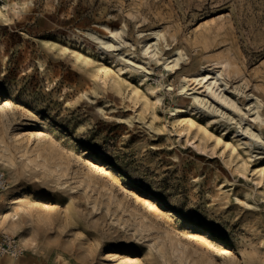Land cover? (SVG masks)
Segmentation results:
<instances>
[{
    "label": "rangeland",
    "instance_id": "374dc122",
    "mask_svg": "<svg viewBox=\"0 0 264 264\" xmlns=\"http://www.w3.org/2000/svg\"><path fill=\"white\" fill-rule=\"evenodd\" d=\"M0 166V264H264V0H0Z\"/></svg>",
    "mask_w": 264,
    "mask_h": 264
},
{
    "label": "bare ground",
    "instance_id": "6f19581e",
    "mask_svg": "<svg viewBox=\"0 0 264 264\" xmlns=\"http://www.w3.org/2000/svg\"><path fill=\"white\" fill-rule=\"evenodd\" d=\"M112 36L117 37L118 33L112 31ZM153 37L155 38V40H147L145 43V53L149 55V58L151 59V61L153 59L160 61L162 59V55L163 53V47L161 46V40H164L166 42L165 45H171V43L168 41L165 32H163L162 29H157V30H153L152 34ZM106 47H118L119 45H121L120 41L112 40L108 41V42H104ZM172 49L175 51L174 53V58L172 57H166L164 58V63L167 67L172 68L173 70H177V68L180 67L182 61H184L186 59V53L184 52V50L181 47H172ZM149 62V61H148ZM147 62V63H148ZM145 63V62H144ZM229 64L228 61L222 60V61H215L213 62V65L207 64V65H202V67L200 66V71L198 73H194L191 75L190 78L194 79L195 81H197L198 83H203V86H205V88L203 90H199L196 86H190L189 83V76L187 75H183V80L182 83L180 85V92L184 93L186 95H188L189 97H191L194 101V103H197L199 107H206L209 108V105L207 104V99L211 98L213 99V101L218 103L219 101L224 102L227 105L233 106L236 110H240V107L237 106V104H235L232 100H230L227 96L224 95V92H222V90H218L222 84H225L226 86L228 85V81L226 80L225 77V69L226 66ZM143 68H149V66L147 67L144 64H138ZM131 65L132 67L136 68L138 67ZM152 69V68H151ZM151 70H147V72H150ZM104 75L107 76V72H104ZM223 82V83H222ZM236 88V86H235ZM238 88V87H237ZM241 88V87H240ZM239 88V90H241ZM241 92L245 93L246 95H251L253 96L252 98H254V103H255V108H259L260 106V100L259 97L255 94H250V93H246L244 90H241ZM221 102V103H222ZM219 103V104H221ZM256 117H260L261 116V112L259 111V109L256 110ZM244 132L249 133L252 137L255 138H260L261 136L258 133H255L254 131H252L249 126L245 127L242 129ZM11 226V224H10ZM13 226V224H12ZM15 226V225H14ZM17 227V226H15ZM22 258V257H21ZM21 262V261H20ZM18 262V263H20ZM17 264V262H11L10 264ZM22 264V263H21ZM37 264V263H36Z\"/></svg>",
    "mask_w": 264,
    "mask_h": 264
},
{
    "label": "built area",
    "instance_id": "2783aa9c",
    "mask_svg": "<svg viewBox=\"0 0 264 264\" xmlns=\"http://www.w3.org/2000/svg\"><path fill=\"white\" fill-rule=\"evenodd\" d=\"M10 181L0 166V190H6ZM25 247L18 236L8 232H0V257L13 256L20 257L24 254Z\"/></svg>",
    "mask_w": 264,
    "mask_h": 264
},
{
    "label": "crops",
    "instance_id": "0c3cea01",
    "mask_svg": "<svg viewBox=\"0 0 264 264\" xmlns=\"http://www.w3.org/2000/svg\"><path fill=\"white\" fill-rule=\"evenodd\" d=\"M10 264V263H9Z\"/></svg>",
    "mask_w": 264,
    "mask_h": 264
}]
</instances>
